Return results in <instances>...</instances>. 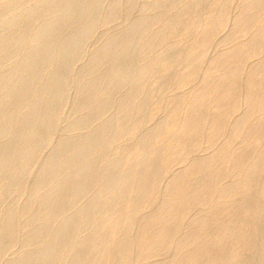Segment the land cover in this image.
<instances>
[{"label":"bare ground","instance_id":"1","mask_svg":"<svg viewBox=\"0 0 264 264\" xmlns=\"http://www.w3.org/2000/svg\"><path fill=\"white\" fill-rule=\"evenodd\" d=\"M77 1L79 0H41L37 5L34 3L35 6L29 10L30 13L38 14L44 9L49 11L50 18L31 33L28 31V25L15 21V16L0 7V58L12 52L17 56L13 71L0 76V137H7V141L0 146V197L7 186L20 179L21 173L50 133L55 122L56 109L63 96V87L68 78L71 56L94 26L99 0H88L83 7L76 5ZM196 3L201 2L198 0ZM130 4L131 0H128V5ZM260 6H264V0H255L243 10L240 21L243 29L252 26L254 14ZM76 17H82L81 25L66 32L70 22ZM175 23L174 19L169 18L164 27L174 30ZM217 25V22H211L201 26L196 48L202 47L208 41ZM147 28L143 20H138L133 23L131 32L134 33L139 29L147 30ZM145 40L142 44L148 43ZM156 40L161 42L162 35H157ZM118 42V36H112L98 50L96 58L118 61L129 53L117 49ZM259 43H261L260 29L253 34L247 44L238 46L230 54H221L217 64L236 61L242 55L255 51ZM21 50L25 51L23 56ZM196 53L195 57L200 52ZM170 62L168 53L162 54L161 58L152 59L148 64L139 67L137 80H140L145 73L155 72L160 63L168 67ZM44 67L49 68L47 73L43 72ZM193 73V69H188L183 73L182 79L190 78ZM110 82L109 77L104 73L96 81L81 85L78 108L92 110L107 105L110 102L107 95L114 89L110 88ZM261 86L259 82L255 88H251L249 101L261 95V103L264 107V88H260ZM144 90L145 88H133L120 103L123 116L119 126L106 120L96 131L80 138L57 140L60 142L42 166L37 182L40 188L53 178H57V181L42 193L41 202L45 203L47 199L51 205L39 213L33 210L34 217H41L42 222L32 227L26 237V242H32L34 239L44 241L45 247L29 250L11 264H59L58 259L61 264H106L104 263L106 259L107 264H113L111 259L114 256H122L125 263L129 264V261L136 258L133 255V245L141 243L154 248L163 244L168 240L171 232L178 227L180 216L195 202L203 201L211 195L214 181L223 176L222 165H214L211 162L219 163L221 159L226 161L224 150L219 151L215 157L191 161L186 167L185 175L195 176L196 186L193 190L184 187V174L174 176L166 193L171 197L170 203L160 205L154 213L142 219L139 230L143 235L132 237L130 228L135 219H138V212L142 206L141 197L155 190L160 167H168L177 151L197 145V138L207 125L209 127L207 140L209 143L213 142L221 131L225 116L235 108L234 98L238 88L235 82L223 87L218 80L208 78L207 87L194 94L182 117H179L181 109L174 107L172 118L159 122L154 130L139 139L130 149L127 157L115 159L97 173L92 165L93 151H100L108 142L119 138L127 125L130 131L140 126L143 105L142 102L137 101V96ZM209 97L215 101L210 113L207 111ZM129 118V122H126ZM243 126L252 127L256 132H264L263 120L250 123L244 116L235 122L238 133ZM175 133L180 135V139L170 144L168 140ZM164 149L169 152L166 158H162ZM243 157V153L237 154L234 161L241 164ZM127 162L130 166H125ZM263 163L264 145L260 149L258 158L245 164L244 179L226 185L216 193L220 197L232 193L242 195V199L237 204L232 202L221 209V213L229 217V220L222 224V229L229 234L233 232L234 227H240L242 236L250 242H253V235L250 233L251 216L259 207L253 188H255L254 184L256 186V179ZM94 179L98 188L93 196L75 214L65 216L57 225H53V219L68 205L71 198H77L88 189ZM259 188V192L263 193L261 184ZM35 205V201L31 199L29 207L33 209ZM18 212L22 211L18 210ZM235 215L239 218L236 222L233 219ZM15 216L13 209L6 210L0 216V254L3 243L12 237ZM86 225L91 226V234L88 237H77V231ZM215 237L218 238L215 248L211 250L208 246H201L197 259L208 254L213 264L223 263L227 236L221 234ZM58 246H65L66 253L63 256H59ZM177 246L180 248V244ZM238 256L239 250L233 259L236 260ZM186 257L188 256L180 255L176 261H182ZM246 264H254L253 258H248Z\"/></svg>","mask_w":264,"mask_h":264},{"label":"rangeland","instance_id":"2","mask_svg":"<svg viewBox=\"0 0 264 264\" xmlns=\"http://www.w3.org/2000/svg\"><path fill=\"white\" fill-rule=\"evenodd\" d=\"M40 1L0 0V7L8 14L15 16V21L18 20L17 22L28 25V31L31 33L50 18L49 11L44 9L38 14L29 12ZM86 1L88 0H79L76 5L83 7ZM196 1L198 0H131V4L128 5V0H99L97 6L99 9H97L93 28L71 56L68 78L63 87L61 102L56 109L53 130L51 129L41 143L36 155L21 173L20 179L7 186L0 197V216L8 209H13L16 215L12 237L2 245L0 264L14 263L25 252L45 247L44 241L34 239L32 242H26V237L32 227L42 222L41 217H34L33 210L39 213L51 205L47 199L45 203L41 202L42 193L47 191L57 181V178H53L40 188L37 182L42 166L62 139H77L94 132L106 120L119 126V121L123 116L120 103L133 88H145L137 96V101L142 102L143 105L140 126L130 131L127 125L119 138L108 142L102 150L93 151L92 165L94 170L100 173L115 159L127 157L130 149L138 143L139 139L154 130L159 122L170 120L174 107L181 109L179 117H182L184 109L194 94L207 87L208 78L218 80L223 87H227L231 82L236 83L238 90L234 98L235 108L225 116L221 131L212 143L207 140L209 129L207 125L198 136L197 145L177 151L168 167H160L155 190L141 197L142 206L138 212V219H135L130 228L132 237L143 235L139 230L142 219L154 213L160 205L170 203L171 197L166 194L167 188L174 176L185 175L186 167L191 161L215 157L219 151L224 150L226 161L221 159L219 163L211 162L214 165H222L223 176L214 181L210 196L203 201L195 202L180 216L178 227L171 232L167 241L156 246L157 248L147 247L141 243L133 245V255L136 258L128 263L213 264L208 254L200 256L199 259L196 257L199 256L201 246L214 249L218 239L215 236L223 234L227 237L224 247L225 259L222 264H246L250 257L253 258L254 264H264V163L259 170L256 186L254 184L255 188H253L256 203L259 206L258 211L251 216L250 233L253 235V242L245 240L240 227H234L233 232L229 234L222 229V224L228 221L229 217L221 213V209L232 202L237 204L242 199V195L239 193H232L225 197L216 195L217 190L222 187L244 179L245 164L258 158L260 149L264 145V132H256L248 126H243L240 133L235 129V122L244 116L250 123L264 121L261 95L249 101L251 88H255L259 82L262 84L260 88H264V6H260L255 12L252 26L243 29L240 25L242 12L255 0H199L200 4ZM169 18L176 22L174 30L164 27ZM138 20H143L148 28L132 33L133 23ZM211 22H217L216 30L210 34L208 41L202 47L196 48L201 26ZM81 23L82 17H76L70 22L66 32L77 28ZM258 29H260L261 43L255 51L242 55L236 61L217 64L221 54H230L238 46L247 44ZM157 35H162L161 42L156 40ZM112 36L119 38L116 48L129 51V53L118 61L97 59L98 50ZM144 39L148 43L142 44ZM196 49L200 52L197 57H195ZM166 53L171 58L168 67L160 63L155 72L145 73L140 80H137L140 66L148 64L154 58H161V55ZM24 54L25 51L21 50V56ZM16 58L14 52L2 55L0 76L13 71ZM188 69H193L194 73L190 78L183 80L182 75ZM48 70V67L43 68L44 73ZM104 73L111 81L110 88H114L107 95L110 98V105L108 103L92 110L78 108L81 85L96 81ZM211 97L207 100L209 113L215 104ZM129 120L130 118L126 119V122ZM179 139L180 135L175 133L171 135L168 142L173 144ZM5 141H7L6 136L0 137V146ZM168 153L164 149L162 158H166ZM240 153L244 154L241 164L234 161L235 155ZM125 166H130V163L127 162ZM193 176V174L185 175L184 187L187 190H193L196 186L195 176ZM95 180H92L89 188L77 198H71L68 205L53 219V225H57L63 217L75 214L93 196L98 188ZM260 184L263 193L259 192ZM31 199L36 204L33 209L29 207ZM233 219L236 222L239 219L238 215H235ZM91 231V226L86 225L77 231L76 236L88 237ZM178 244L180 248H177ZM237 250H239V256L234 260L233 257ZM57 252L59 256H63L66 253L65 246H58ZM180 255L188 257L182 261H176ZM111 260L113 264H127L122 256H114ZM58 262L61 264L60 259ZM104 263L107 264L108 260L106 259Z\"/></svg>","mask_w":264,"mask_h":264}]
</instances>
